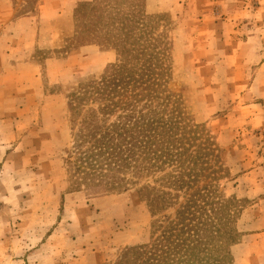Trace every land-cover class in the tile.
Wrapping results in <instances>:
<instances>
[{"label": "rangeland", "instance_id": "obj_1", "mask_svg": "<svg viewBox=\"0 0 264 264\" xmlns=\"http://www.w3.org/2000/svg\"><path fill=\"white\" fill-rule=\"evenodd\" d=\"M93 12L116 43L129 25L128 48L152 57L213 139L227 168L219 190L249 202L234 264H264V240L247 231L264 184V0H0V264H106L156 229L136 186L108 194L71 180L74 106L119 61L115 46L80 38Z\"/></svg>", "mask_w": 264, "mask_h": 264}, {"label": "trees", "instance_id": "obj_2", "mask_svg": "<svg viewBox=\"0 0 264 264\" xmlns=\"http://www.w3.org/2000/svg\"><path fill=\"white\" fill-rule=\"evenodd\" d=\"M83 16L80 38L115 46L119 61L82 88L87 98L74 106V189L110 194L136 186L157 217L148 243L106 264H234L231 246L239 242L237 222L249 202L240 205L243 200L219 190L227 168L213 139L166 90L152 57L143 59L128 48L133 35L127 23V35L116 43L112 20H98L95 12ZM100 28L106 30L102 36ZM171 208L175 215H165Z\"/></svg>", "mask_w": 264, "mask_h": 264}, {"label": "crops", "instance_id": "obj_3", "mask_svg": "<svg viewBox=\"0 0 264 264\" xmlns=\"http://www.w3.org/2000/svg\"><path fill=\"white\" fill-rule=\"evenodd\" d=\"M74 1L79 2V1H88V0H74ZM263 185L264 184L262 182L255 184L256 191L254 190L253 196H250V198L256 199V204H254L252 207L253 209L252 213L254 215V218L250 223L251 224L250 229L247 230L248 232L259 233L258 237L260 238V241L264 240V186ZM262 243L263 242H260L261 245Z\"/></svg>", "mask_w": 264, "mask_h": 264}]
</instances>
